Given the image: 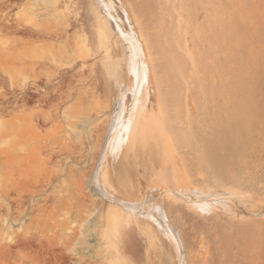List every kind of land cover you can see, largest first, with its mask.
Here are the masks:
<instances>
[{
  "label": "rangeland",
  "instance_id": "rangeland-1",
  "mask_svg": "<svg viewBox=\"0 0 264 264\" xmlns=\"http://www.w3.org/2000/svg\"><path fill=\"white\" fill-rule=\"evenodd\" d=\"M5 1L11 2L0 0V3ZM160 1L111 0L123 28L127 32H132L134 28L140 38L143 37L144 61L149 72L154 106L166 108L174 103L175 107H184L186 111L190 108V99L194 103L192 116L183 118L182 123L178 122L181 124L180 131L178 126L172 125L177 123L174 117L167 122L165 116H156V113L152 117L145 115L141 105L150 96L144 94L146 91L135 97L128 95L124 101L123 94H117L115 90L119 84L132 81L127 48L117 35L97 24L91 0H68L71 4H68L69 10L73 11L59 12L67 16L69 22L81 24L78 31L68 29V38L63 43L69 56H73L64 61L63 69H69L77 58L76 69L67 76L74 90L70 101L62 105L57 115L53 114L46 130L42 131L43 148L40 160L36 161V164L40 162L39 183L21 188H26L22 194L25 198L29 199V194L34 193L35 199L45 200V207L34 212L32 217L35 219L32 223L28 221L26 228L12 230L18 235L13 234L4 241L0 239V264H264V0ZM49 4L46 0H17L10 12L16 20L23 21L36 14L43 23L61 24V16L54 18L45 14L43 8L49 7ZM150 15L156 19H150ZM136 16L140 19L137 20ZM97 25L104 31L103 37ZM160 26L163 32L169 30L168 33L161 32L162 38L158 34ZM144 30L146 33L150 31L147 36ZM150 34L156 36L155 39ZM150 38L153 42L148 43ZM164 42L169 43L165 45ZM87 43L95 50L99 44L96 55ZM35 44L27 37L21 39L0 30V148L2 123L12 121L22 109L17 95L20 89L10 80L11 73L8 71L16 69L18 52L24 48L32 54ZM78 44L83 45H80L83 51L77 47ZM180 44L188 66L184 62L176 66L168 54L175 46L177 49L181 47ZM111 45L117 49L109 54L107 49ZM165 46L174 48L168 51ZM161 48L165 49V53ZM82 53L86 56L81 57ZM100 58H104L105 62ZM153 60L154 63L151 62ZM76 72L78 76L72 78ZM185 72L188 79L180 83L179 76L185 75ZM158 73L160 77L157 78ZM111 86L113 90L109 92ZM94 90L97 91L95 99ZM29 93H32L31 89H25L24 94ZM106 99L111 100V106L106 107ZM32 106L26 107L27 115L33 112ZM44 106V110L50 113L46 103ZM122 107L126 108L125 113L132 127L138 123L144 127L154 123L157 136L152 130L148 134L146 132L149 139L144 140L141 134L133 135L128 129L115 141L110 122L115 117L114 120L119 118ZM88 113L93 119L86 118ZM150 133L154 135L151 137ZM183 133L187 136L184 137L186 146V142L179 141ZM32 135L30 132L29 136ZM28 143L35 145L31 139ZM110 144L119 146L115 149ZM114 149L120 150L115 153ZM182 152L186 154L185 159ZM55 157L61 161L59 165ZM98 166L101 184L116 198L140 199L144 205L156 204L166 210L174 229L176 247L141 230L134 218L115 221L111 214L120 203L105 197L102 201L94 191L92 174ZM2 174L0 154V205L3 199ZM54 175H58L59 179L55 184H49ZM177 177L183 182L180 189L176 186ZM181 189L185 193L188 190L190 197L188 194L185 196ZM230 191H233L232 195ZM209 192L221 194L218 202L204 197L210 195ZM205 200L210 202L208 207L203 204ZM200 204L203 207L198 206ZM18 212L17 208L10 211L9 220L15 224L19 223ZM153 215L156 216V212ZM140 220L142 223L146 221L143 218ZM68 227L70 230H67ZM23 237L33 240L25 244Z\"/></svg>",
  "mask_w": 264,
  "mask_h": 264
},
{
  "label": "bare ground",
  "instance_id": "bare-ground-1",
  "mask_svg": "<svg viewBox=\"0 0 264 264\" xmlns=\"http://www.w3.org/2000/svg\"><path fill=\"white\" fill-rule=\"evenodd\" d=\"M14 1H17V0H11V2L5 1V2H1L0 3V28H1L0 30L2 32H4L5 34H14L16 37L19 36V38H21V39L27 37V38L31 39V42H34L37 45L35 44L36 45L35 51L32 54L27 53L26 51H24V48L22 50H20L18 52V55H17V58H16V61H17L16 69L13 72H9L8 71V73H11V74H9L10 80L15 82L17 87L20 89V93H18L17 95H18V97H20V101H21L20 102L21 103L20 104V108H22V109L20 110V112L16 113L13 116V120L12 121H10V120L9 121H4L2 123V129H1L0 154H1V159H2V163H3V174H2V182H1V184H2L1 189H2L3 199H2L1 205H0V208H1L0 217H1V220H2V221L0 220L2 222L1 227H0V239L3 240V241L6 240L8 237L12 236L13 234L17 233L16 231L12 232V230H14V228L18 227L19 230L26 228L28 226V225H26L27 222L28 221L31 222L33 219H35V218L32 217L34 212L37 211V210L38 211L39 210L42 211V208L45 207L44 203H43V201H45V200H43V199H40V200L35 199L34 193H31V195L29 194V199L27 197L25 198L22 194L26 190V188H25V190H22L21 188L23 186L31 187V186H34L35 184L39 183L40 162L38 164H36V161L40 160V157H41L40 153H41V150L43 148L42 147V143H41V141H42L41 138L43 137L42 131L46 130L47 123L50 122V119H52L53 114L57 115L59 113V111L62 110V105H64L68 101H70V99L72 97L71 93L73 92L74 87H72V85H71L72 82L68 83L67 76L69 75V72H72V70L76 69V67H77V58H74V60L72 59L73 60L72 61L73 64L69 67V69H63L64 61L66 59L70 58V57L73 58V56H69V54L67 53L65 44H63V43H64V39L68 38V29L69 28H71V29H73L75 31H78L81 28V24L79 22L76 21L74 23H71L67 19V16H65V15L62 16L63 15V14L61 15L62 12H59L60 10H63V11L69 10V8H70L69 5H71V4H69L68 0H53V1L51 0L52 2L49 1V0H46L47 2L50 3L49 7L44 6V8H43L45 14L52 15V16H54V18L57 17L58 15H59L58 17L61 16L59 18V19L62 20L61 24H57L58 22H56L54 24L43 23L42 20L40 19V16L38 17L36 14L35 15H32V14L29 15L27 17L28 20H26L27 18L23 19V21H21L20 19L19 20L13 19L10 11H11V8L13 6ZM20 1H22V0H20ZM91 3H92V5H94V7H93L94 19H96V21L98 22L97 24L100 25L103 29H106V30L110 31L111 34L117 35L122 40L123 45L127 48L126 50L128 51V55H129V58H128L129 59V73L132 75V77H131L132 81L130 83L119 84V86H116L117 90H115V92H117V94L118 93H122L123 94L122 96H124V98L123 97L122 98L125 101V98L128 95L133 94L134 97H135L141 91H143V93L146 91V93H144V94H147L146 96H149V95L150 96L148 98L146 97L147 99L142 102L143 106L141 105V109H142V107L144 108L142 110H144L145 115H148V116L152 117V114L156 113V116L157 115H161L163 117L165 116L164 118H167L166 121L169 118L171 119L172 117H174L173 120H175L174 122H177V123H176V125L172 123V125L174 127L178 126L179 130L181 131V129L179 127L181 124L178 123V122L183 121L182 119L185 118V117L192 116V113H193L192 110L194 109L193 108L194 107V103L192 102L193 100L191 101L189 99L190 108H187L186 111H185L184 107H183V109H178L177 107H175L174 103H173V105L171 104L172 106H170L168 104L170 107H166V108H164L165 106L164 107L163 106L162 107L154 106V104L152 102L153 96L151 94V86H150L149 75H148L149 72L147 70V65H146L147 63H145V61H144L145 52H144L143 42H142V39H141L143 37L140 38L139 33L134 28H133L132 32H127L123 28L122 24L120 23V20L117 19V14L115 13V8H114L113 3L111 2V0H91ZM159 3H162V2L160 1ZM88 4H89V2H88ZM143 5H144V3H143ZM159 5H161V4H159ZM138 6H140V5H138ZM140 8H141V6H140ZM144 8H145V6H144ZM146 8H148V7H146ZM71 11H73V10H71ZM126 14H127V12H126ZM133 14H135V13H133ZM162 14H163V12H162ZM92 15H93V13H92ZM153 15H154V13H153ZM150 16H151L150 19H152V20L156 19V18L153 19L152 15H150ZM153 17H155V16H153ZM160 18H162V17H160ZM138 19H140V17L139 18L137 17V20ZM127 20L129 22H131L128 16H127ZM142 20L144 21V19H142ZM145 20H146V18H145ZM166 20H168V19H166ZM80 21H81V19H80ZM143 21H139V22H143ZM161 21H164V20H161ZM168 21H170V20H168ZM24 22H26V23H24ZM169 23H171V22H169ZM82 24H84V22ZM145 24H147V23H145ZM161 24L162 23H160V25ZM174 24H175V22H174ZM28 25H31V27L28 26ZM98 25H97V28L99 27ZM149 25H150V23H149ZM175 25H173L174 28H175ZM142 26L145 27L144 25H142ZM171 26L172 25H170V27ZM138 27H140V26H138ZM160 27H161L160 28L161 31L158 34H159V37L161 36V38H162L161 34L164 33V32L168 33L169 30L168 31L166 30V31L163 32V30H162L163 27L162 26H160ZM95 28H96V26H95ZM102 28H98V29H101V31H100L101 33L100 34H102V37H103V32L104 31L102 30ZM98 29H96V30H98ZM149 29L151 30L152 28H149ZM173 29H171V30L173 31ZM175 29H176L175 31L178 33L177 27ZM144 31H145V35L150 32V31L149 32L147 31L148 33H146V30H144ZM155 31L157 32L159 30H155ZM70 36H71V34H70ZM150 37H154V36H151V34H150ZM155 37H154V39H155ZM159 37H158V39H159ZM167 37L168 36H166V39H167ZM151 39H153V38H150V40H147L148 43L152 41ZM170 39H171V37H170ZM170 39H168V40H170ZM101 40H102V38H101ZM104 40H106V39H104ZM159 40H161V39H159ZM168 40H166V41H168ZM161 42H162V40H161ZM165 43L166 42H164V44ZM168 43H166L165 45H167ZM89 44H90V42H89ZM89 44L87 43L88 46H89ZM97 44H94V45H97ZM80 45L78 44L77 47L81 49V46H83L84 44L81 45V46ZM153 45H155V44H153ZM171 45H173V44H171ZM98 46H99V44H98ZM98 46H96L97 49H98ZM174 46L172 48H174ZM180 46H181V44H180ZM89 47H91V46H89ZM165 47L169 48L168 51L170 49H172L169 46H165ZM175 47L176 48H174L173 50H171L168 53L169 56H171L170 59L172 60V62L176 66H179L181 64V62H184V64L186 66H188V64H187L188 62L186 63V61H188V60L185 59L186 57L184 56V53L182 51L183 47L182 46L178 47V49H177V46H175ZM94 48L91 47V49H94ZM116 49L117 48H115V45H111L110 48L107 49V52L109 54H111ZM161 49L165 53V49H163V48H161ZM30 50H31V48H30ZM94 50H92V52H94ZM96 50L94 52L95 55H96ZM153 50H151L150 52H153ZM28 51H29V49H28ZM84 52H85V50H84ZM86 52H87V50H86ZM85 54L86 53H82L81 57H82V55L86 56ZM87 56H90L89 53H88ZM91 56H90V58H91ZM155 57H157V56H155ZM159 57H160V54H159ZM80 59H82V58H80ZM80 59H78V60H80ZM103 59L104 58H102L101 61ZM101 61H99V62H101ZM103 61L105 62V60H103ZM168 61H169V58H168ZM151 62L154 63V60L151 61ZM155 62H157L156 58H155ZM82 65H81V67H82ZM109 65L111 66V64H109ZM157 65H159V64L157 63ZM162 66L164 67V65H162ZM167 66L168 65H166V68H167ZM171 66L173 67V65H171ZM86 69L87 68H85V70ZM89 69H91V68H89ZM89 69H88V71H90ZM104 71H106L105 68H104ZM104 71H102V72H104ZM153 71H154V69H153ZM169 71H171V70H169ZM107 72L109 73V71H107ZM154 72H156V71H154ZM159 73L157 75V78L159 76ZM165 73L167 74V72H165ZM187 73H188V71H187ZM187 73L185 72L184 73L185 75L182 74L183 76L182 75H180V76L178 75L179 78L181 79L180 83L184 82L185 79H188ZM104 74H105V72H104ZM42 75L45 76V78H44L45 80L43 79ZM76 75L78 76V72L73 73L72 74V78H76ZM97 75H99V74H97ZM175 76H176V74H175ZM82 77H84V76H82ZM182 78H183V80H182ZM169 79H170V77H169ZM83 82H85V81L83 80ZM158 82H160V81H158ZM166 82H169V81H166ZM171 82H173V81H171ZM162 83H165V82H162ZM175 84L177 85L178 83L175 82ZM159 85H161V84H159ZM42 86H44V89L42 88ZM103 86H105V85H103ZM164 86H166V85L164 84ZM27 88L31 89L32 93H29L28 95H25L24 91ZM159 88H160V86H159ZM175 88H176V86H175ZM41 90H43V92ZM108 90H109V92H112L113 87L111 86L110 88H108ZM177 90H179V89L177 88ZM96 92H97L96 90H94V92H93L94 93L93 94L94 99L96 98L95 97ZM170 94H171V92H170ZM159 95H162V94L159 93ZM138 98L139 97H137V99ZM162 98H163V96H162ZM193 98L194 97L192 96V99ZM120 99L121 98H119V100ZM172 99H174V98H172ZM124 101L122 103V106H124ZM194 101H196V100H194ZM117 102H118V100H117ZM163 102H164V100H163ZM45 103L47 104L46 107L47 108L49 107L50 113H47L44 110ZM139 103H140V101H139ZM30 104L33 105L32 106L33 112L30 111L29 115H27L26 114V107H29ZM95 104L97 105V103H95ZM115 104H116V101H115ZM105 105H106V107L111 106L112 105L111 100L110 99L107 100L105 102ZM136 105H134L133 108ZM195 106H196V104H195ZM99 108L100 107H98V109ZM125 111H126V108L122 107L121 112L119 113V118L117 120H114L116 118L115 117L110 122L111 123V129L110 130H111L112 138L115 136L114 140L117 137H118V140H119V136L122 137V133L125 130L129 129V132L131 134H133V135L134 134H141L143 136V138L145 137L144 140L149 139V138H146L147 136L149 137V135H147L148 132L149 131L152 132V130L155 131L154 130L155 128L153 129V127H154L153 121H152L153 124H150L149 126L147 125L146 127L141 125V123H138L139 122L138 121L137 122L138 124H135L132 127V125L130 124V120L127 119L128 117H127ZM131 112H133V111H131ZM184 113L186 115H184ZM145 115H144V117H145ZM35 116L37 118H35ZM85 116H86L87 119H93V116L91 114H89V113L87 115L85 114ZM130 116H132V115H130ZM130 116H129V118H130ZM102 117L103 116L101 115V118ZM117 117H118V114H117ZM207 117H210V116H207ZM101 118H100V116H98V119H101ZM142 118H143V116H142ZM134 119L135 118H133V121H134ZM144 120H149V119H144ZM204 120H205V118H204ZM207 125H209V120H208V124ZM205 130H206V128H205ZM30 132L33 134L32 136H29ZM146 132H147V134H146ZM155 133H156V136H157L158 133L156 131L154 132V134ZM188 133H189V131H188ZM144 134H146V136ZM154 134H151V137ZM133 135H132V137H133ZM135 136H137V135H135ZM180 136H181V138H180L179 141H181L182 143H185L186 142L185 138H187V136L184 133L180 134ZM130 137H129V139H130ZM30 139L35 143L34 146L31 145L30 143H28V140H30ZM118 140H115V141H118ZM124 140L125 139H123V142H124ZM145 142L146 141H144V143ZM130 143H132V142H130ZM189 143H190V140L188 141V144ZM135 144H137V143H135ZM186 144H187V142L185 143V146H186ZM110 145L113 148H115V147L117 148V146H119L117 144H115V145H117L115 147L113 146L114 144L113 145L110 144ZM123 145L124 144H122L121 146H123ZM108 146H109V144H108ZM145 146H144V148H146ZM189 147H190V145H189ZM108 149H109V147H108ZM117 150H120V149H117ZM117 150H115V153H116ZM108 151H111V147H110V149ZM61 152H63V151H61ZM117 152H119V151H117ZM109 153L112 156H116L117 157V155H113L111 152H109ZM184 155L186 156V154L183 153V159H185ZM187 155H188V153H187ZM55 158H56V164L59 165V163L61 161H59L57 157H55ZM102 158H103V156L101 157V161H102ZM101 171H102V169H101ZM100 175H101V172H100V169H99V166H98V168L96 167L94 172H93V174H92V177H93V180H94V187H95L94 191H95L96 196L101 198L102 201H104L103 198L105 197L106 199H110L111 198V200H115V202L117 201L118 203H120L118 208H117V206H116V209L113 208V209H115V211H112L113 214H111L112 217L115 219V221H121V220L123 221V220H127L128 218H130V219L134 218V219H136L138 227L141 226V228H140L141 230L142 229L146 230L150 235H152V237H157V238H159L161 240H165V241L169 242L171 245H175V247L177 246V243H176L177 241L175 239V235H174L175 233H174L173 226L170 224L169 216H168L166 210L162 206L156 205V204L144 205V203L140 199H138V200L137 199H134V200L118 199L113 194H110L109 191H107L103 187V185L101 184V181H100ZM174 176H176V175H174ZM56 179H59L58 175H54V179L50 180L49 184H55ZM177 180H176V186L180 189V186L183 184V182L182 181L180 182L178 177H177ZM177 182H178L179 186L177 185ZM180 183H181V185H180ZM204 183H207V182H204ZM207 186L208 185H205V187H207ZM177 187H176V189L178 190ZM182 187H183V185H182ZM209 187L211 188V186H209ZM177 190H176V192H177ZM182 190L183 189H181V192H182ZM205 190L206 189H204L203 191H205ZM201 191L199 190V192H201ZM207 191H210V189H208ZM214 191L217 192L216 190H214ZM187 192L189 193L188 190H187ZM211 192H212V190H211ZM211 192H209L210 195H206L204 197L211 198L213 200V202H218V200L220 199V195L221 194L220 195L219 194H211ZM182 193L185 196H186V194H188V193H185V192H182ZM193 193H194V191H193ZM201 193H203V192H201ZM229 193L231 194V193H233V191L232 192L230 191ZM184 195H183V197H184ZM37 196L40 197V195H36V197ZM188 196L190 197L189 194H188ZM202 196H200V197H202ZM25 199H28L29 202H28V200H25ZM141 199L143 200V198H141ZM211 199H210V201H211ZM182 200H184V199H182ZM196 200L198 201V199H196ZM151 203H153V202H151ZM197 203H200V202H197ZM203 204L208 207L210 205V202L205 200V201H203ZM211 204H213V203H211ZM227 205H228V203H227ZM198 206H202V205L200 204ZM12 208L13 209L17 208L20 211V212H18L20 214V218L19 217H18L19 219L17 218L18 221H19V223H17V224H15V222L9 220V215H10V211H11ZM226 208H228V207L226 206ZM188 209H189V207H188ZM190 209H192V208L190 207ZM229 210H230V206H229ZM69 212H71V211H69ZM153 212H156L157 215L156 216L153 215ZM12 216L15 218V214L14 213L12 214ZM13 217H11V218H13ZM142 218L144 220H146V221H143V223H142V220H140ZM17 219H15V221H17ZM87 221H90V219L87 220ZM67 230H70V227H68ZM15 235H18V234H15ZM23 238H24L23 241H24L25 244H28V243L32 242V240H33V238H31V237L30 238L23 237ZM102 255H103V253H102ZM101 257H103V256H101ZM101 260H103V259H101Z\"/></svg>",
  "mask_w": 264,
  "mask_h": 264
}]
</instances>
